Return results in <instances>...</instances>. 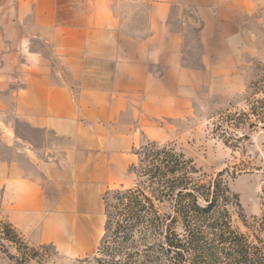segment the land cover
I'll return each instance as SVG.
<instances>
[{
	"label": "crops",
	"instance_id": "1",
	"mask_svg": "<svg viewBox=\"0 0 264 264\" xmlns=\"http://www.w3.org/2000/svg\"><path fill=\"white\" fill-rule=\"evenodd\" d=\"M264 0H0V205L31 245L90 232L139 132L178 107L191 42ZM228 29L231 33L225 32ZM200 57H206L201 54ZM77 244L81 245L82 242Z\"/></svg>",
	"mask_w": 264,
	"mask_h": 264
},
{
	"label": "trees",
	"instance_id": "2",
	"mask_svg": "<svg viewBox=\"0 0 264 264\" xmlns=\"http://www.w3.org/2000/svg\"><path fill=\"white\" fill-rule=\"evenodd\" d=\"M250 89L247 110L227 112L216 125L233 150L249 132L264 128V86ZM134 168L139 180L133 188L115 192L110 202L104 197L105 233L84 264H264V210L248 232L235 226L245 215L226 180L228 170L209 178L176 146L156 144L142 149ZM247 168L236 167L231 178ZM23 248V261L28 252L40 258L36 249Z\"/></svg>",
	"mask_w": 264,
	"mask_h": 264
},
{
	"label": "rangeland",
	"instance_id": "3",
	"mask_svg": "<svg viewBox=\"0 0 264 264\" xmlns=\"http://www.w3.org/2000/svg\"><path fill=\"white\" fill-rule=\"evenodd\" d=\"M231 33L228 29L225 32ZM191 42L192 58H186L184 67L194 71L181 77V96L178 107L165 110V120L150 124L145 132H139L130 153L131 162L125 172L118 173L116 182H105L100 198L101 215L89 222L90 232L83 230L69 236L62 245L29 244L8 222L0 205V264H84L93 260L105 233L106 204L117 191L133 188L138 183L135 166L140 164V153L150 144L174 145L192 159L209 178L229 171L226 176L232 191L241 198L244 219H235L240 231L248 232L254 218L264 210V128L249 132V140L241 149L227 147L216 131L221 116L227 112H243L248 108L251 87L255 83L264 86V7L246 15L244 26L234 43ZM201 54L206 57H200ZM247 165L246 171L235 178L231 173ZM77 242L82 244L78 245ZM39 251L40 258L23 261V246ZM42 260V261H38ZM42 262V263H41Z\"/></svg>",
	"mask_w": 264,
	"mask_h": 264
}]
</instances>
